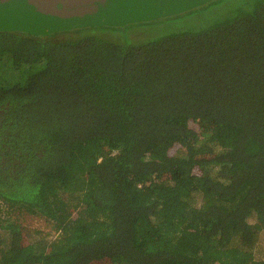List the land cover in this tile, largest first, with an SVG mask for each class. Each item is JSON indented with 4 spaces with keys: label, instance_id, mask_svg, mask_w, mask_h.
Returning a JSON list of instances; mask_svg holds the SVG:
<instances>
[{
    "label": "trees",
    "instance_id": "obj_1",
    "mask_svg": "<svg viewBox=\"0 0 264 264\" xmlns=\"http://www.w3.org/2000/svg\"><path fill=\"white\" fill-rule=\"evenodd\" d=\"M216 1L0 30V264H264V0Z\"/></svg>",
    "mask_w": 264,
    "mask_h": 264
},
{
    "label": "water",
    "instance_id": "obj_2",
    "mask_svg": "<svg viewBox=\"0 0 264 264\" xmlns=\"http://www.w3.org/2000/svg\"><path fill=\"white\" fill-rule=\"evenodd\" d=\"M213 0H0V30L34 35L119 26L185 12Z\"/></svg>",
    "mask_w": 264,
    "mask_h": 264
},
{
    "label": "rangeland",
    "instance_id": "obj_3",
    "mask_svg": "<svg viewBox=\"0 0 264 264\" xmlns=\"http://www.w3.org/2000/svg\"><path fill=\"white\" fill-rule=\"evenodd\" d=\"M233 0H217L214 5H216V9L217 11L215 12H219L218 15L225 13L226 11H228V6L229 4H233L230 3ZM214 12V13H215ZM171 17L174 16H178L177 14H173L170 15ZM195 15H191V17H194ZM175 20L169 18V16L167 17H161V18H157V19H148L145 21H139V22H133L132 25L134 24H139V23H149V25H147L148 27H153V29L157 30L158 34H168L174 30L180 29L181 26H185L187 24L193 26V23H188L184 20V16H180V17H176L174 18ZM198 21V20H197ZM200 22V21H199ZM131 25V24H129ZM124 26V24L119 25L117 27L122 28ZM141 26H146V25H141ZM187 27V26H186ZM22 223L23 225L27 226L29 229H34L39 233L42 234H47V235H51L52 231L49 227H47L46 223L38 218L35 217H30V216H26L24 218H22ZM261 245H260V253L257 252V255L259 256V258L264 259V241H260Z\"/></svg>",
    "mask_w": 264,
    "mask_h": 264
}]
</instances>
